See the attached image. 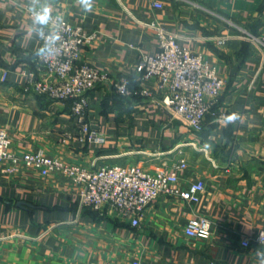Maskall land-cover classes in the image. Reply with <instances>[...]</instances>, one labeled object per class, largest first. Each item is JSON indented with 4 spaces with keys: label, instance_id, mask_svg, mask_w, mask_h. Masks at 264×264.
Returning a JSON list of instances; mask_svg holds the SVG:
<instances>
[{
    "label": "crops",
    "instance_id": "obj_1",
    "mask_svg": "<svg viewBox=\"0 0 264 264\" xmlns=\"http://www.w3.org/2000/svg\"><path fill=\"white\" fill-rule=\"evenodd\" d=\"M26 4L0 0V129L10 152L42 151L89 170L120 164L175 171L182 188L205 187L197 204L160 196L136 228L113 208L81 207L80 186L61 174L0 162V264H258L256 249L264 248L256 240L264 230V50L247 37L264 36V0H94L89 13L76 0H54L57 15L96 35L83 59L111 76L88 95L87 121L105 136L104 146L80 140L70 101L25 92L40 47ZM152 23L216 71L223 81L219 104L238 120L225 124L209 115L202 132L192 131L163 103L159 82L142 80L136 73L142 57L160 51ZM219 37L226 38L223 45ZM121 79L128 81L129 97L116 93ZM182 161L188 167L174 170ZM198 217L212 223L209 239L185 234Z\"/></svg>",
    "mask_w": 264,
    "mask_h": 264
},
{
    "label": "built area",
    "instance_id": "obj_2",
    "mask_svg": "<svg viewBox=\"0 0 264 264\" xmlns=\"http://www.w3.org/2000/svg\"><path fill=\"white\" fill-rule=\"evenodd\" d=\"M162 8L161 2H154ZM62 18V17H61ZM63 19V18H62ZM61 41L51 56L35 57L36 71L28 74L25 92L46 97L57 102H71L72 115L76 119L80 140L104 146L106 138L92 130L87 121L89 93L111 81L107 71L91 66L83 59V50L96 39L80 26H73L63 19ZM160 39V51L153 56H143L136 67L142 80H156L164 95L163 103L173 109L174 116L183 120L190 130L202 132L209 115L224 121L227 112L221 107L222 79L199 54H192L179 44L178 36L168 29L152 23L149 25ZM247 39L264 50V36L248 35ZM223 45L226 38H217ZM43 41H40V46ZM116 93L129 97L128 81L121 79L114 84ZM143 96H150L146 90ZM11 142L5 130L0 129V162L9 161L14 166L30 164L42 175L57 173L69 178L81 188V207L104 212L113 208L119 216L138 228L145 209L160 196L180 198L187 203L197 204L204 191V183L197 182L188 188L180 186L177 173L159 170L150 173L141 167L125 165L102 166L89 170L77 163L46 155L42 151L17 156L10 152ZM188 167L185 161L174 166V170ZM212 223L205 217L191 219L185 226L188 237L209 239ZM264 230L256 240L264 247ZM245 246L248 241H244ZM134 264H141L135 262ZM218 264V263H213Z\"/></svg>",
    "mask_w": 264,
    "mask_h": 264
},
{
    "label": "clouds",
    "instance_id": "obj_3",
    "mask_svg": "<svg viewBox=\"0 0 264 264\" xmlns=\"http://www.w3.org/2000/svg\"><path fill=\"white\" fill-rule=\"evenodd\" d=\"M81 10L85 13L92 12L94 0H76ZM26 10L30 14L29 26L32 35L43 45L34 51L36 57L51 56L53 49L61 41L63 19L54 12V0H27ZM239 119L237 113L224 117V123H232ZM264 239V238H262ZM258 264H264V248L256 249Z\"/></svg>",
    "mask_w": 264,
    "mask_h": 264
}]
</instances>
